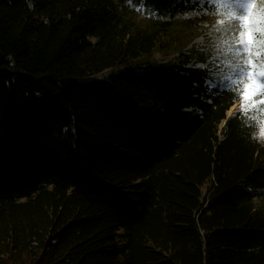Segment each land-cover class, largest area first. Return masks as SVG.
<instances>
[{
	"label": "trees",
	"instance_id": "trees-1",
	"mask_svg": "<svg viewBox=\"0 0 264 264\" xmlns=\"http://www.w3.org/2000/svg\"><path fill=\"white\" fill-rule=\"evenodd\" d=\"M186 11L0 0V264H264V146L241 113L219 139L239 98Z\"/></svg>",
	"mask_w": 264,
	"mask_h": 264
},
{
	"label": "rangeland",
	"instance_id": "rangeland-1",
	"mask_svg": "<svg viewBox=\"0 0 264 264\" xmlns=\"http://www.w3.org/2000/svg\"><path fill=\"white\" fill-rule=\"evenodd\" d=\"M183 2L184 7L187 8L186 13L179 16L175 24L183 23L186 20H192L195 18H201L200 23L198 21H192L190 23V27L196 32L195 36H197L192 44H189L183 52L185 54L192 51L194 47L195 50L204 54L207 51L211 52V57L208 59L207 64H202L198 62H194L190 64L191 67H197L199 69H205L209 72L211 79L205 81V85L208 90H227L230 92L236 91L232 84L228 81V77L230 75L229 66L234 65L240 57L233 56L230 48L234 47L235 38L238 34L239 28L238 23L228 18L226 10L220 8L218 11L213 7L214 4L217 3V0H180ZM257 7H264V0H256ZM135 13L138 16V20L142 25H148L149 22H153L156 19L155 15H151L148 13L143 7H135ZM204 14V15H203ZM208 17V18H207ZM207 18V19H205ZM218 21H222L223 23H218ZM199 28V29H198ZM197 34V35H196ZM171 57V58H170ZM166 57L162 54L155 53L150 58L143 59L145 60H153V61H167L172 58H179L176 56ZM142 61V62H144ZM141 62V63H142ZM122 68H116L112 70H108L106 72L101 73L100 75L95 76L94 78H103L108 76V74L112 72L121 71ZM247 83V81H245ZM259 99V97H256ZM238 107V114L240 111V100ZM237 114V115H238ZM236 115V116H237ZM242 115V113H241ZM252 115V113H250ZM227 118V113L226 116ZM235 117L232 116L231 118ZM242 117L247 121L248 124L252 125V122L247 120L243 115ZM229 118V119H231ZM227 119V120H229ZM264 119V117H261ZM226 123V122H225ZM224 125H220V130H224ZM257 127L253 130V135L256 140L264 146V139L257 138ZM205 192V189H204Z\"/></svg>",
	"mask_w": 264,
	"mask_h": 264
},
{
	"label": "snow or ice",
	"instance_id": "snow-or-ice-1",
	"mask_svg": "<svg viewBox=\"0 0 264 264\" xmlns=\"http://www.w3.org/2000/svg\"><path fill=\"white\" fill-rule=\"evenodd\" d=\"M213 7L225 9L228 18L238 23L230 51L241 59L229 66L228 81L241 102L242 115L257 127V138L264 139V7H257L256 0H217Z\"/></svg>",
	"mask_w": 264,
	"mask_h": 264
},
{
	"label": "bare ground",
	"instance_id": "bare-ground-1",
	"mask_svg": "<svg viewBox=\"0 0 264 264\" xmlns=\"http://www.w3.org/2000/svg\"><path fill=\"white\" fill-rule=\"evenodd\" d=\"M238 107H239V102L233 104L227 111V117L231 118L232 116H234L236 114V112L238 111ZM225 121V119H224ZM224 121L222 122V124H224Z\"/></svg>",
	"mask_w": 264,
	"mask_h": 264
},
{
	"label": "built area",
	"instance_id": "built-area-1",
	"mask_svg": "<svg viewBox=\"0 0 264 264\" xmlns=\"http://www.w3.org/2000/svg\"><path fill=\"white\" fill-rule=\"evenodd\" d=\"M219 139L222 140L223 138V134H222V130H220V132L218 133Z\"/></svg>",
	"mask_w": 264,
	"mask_h": 264
},
{
	"label": "water",
	"instance_id": "water-1",
	"mask_svg": "<svg viewBox=\"0 0 264 264\" xmlns=\"http://www.w3.org/2000/svg\"><path fill=\"white\" fill-rule=\"evenodd\" d=\"M227 119H229V118H227Z\"/></svg>",
	"mask_w": 264,
	"mask_h": 264
}]
</instances>
